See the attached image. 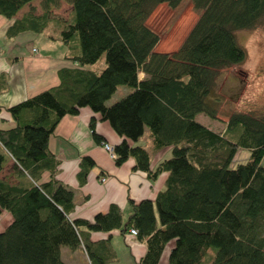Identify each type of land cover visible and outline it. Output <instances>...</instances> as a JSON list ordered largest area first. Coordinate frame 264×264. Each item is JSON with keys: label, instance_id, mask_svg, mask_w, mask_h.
<instances>
[{"label": "trees", "instance_id": "obj_1", "mask_svg": "<svg viewBox=\"0 0 264 264\" xmlns=\"http://www.w3.org/2000/svg\"><path fill=\"white\" fill-rule=\"evenodd\" d=\"M33 1L0 0V15L12 19ZM191 1L200 16L172 53L154 50L159 36L146 21L159 4L174 8L181 0H42L41 15L13 19L7 38L54 22L76 65L60 67L56 85L9 107L15 125L0 129V210L10 217L0 230V264H67L64 246H82L89 264H111L117 256L110 239L93 242L91 232L131 228L146 244L138 264H159L169 244L167 264H264V114L232 112L222 132L196 120L217 118L219 73L246 57L235 32L257 25L264 0ZM62 2L70 17L56 21L52 11ZM100 59L104 67L91 68ZM119 86L131 90L108 105ZM82 107L122 137L113 149L116 165L132 157L151 180L166 174L154 200L131 202L126 222L116 205L93 222L73 218L74 191L55 178L59 161L49 137ZM89 126L103 144L94 117ZM145 131L153 150L169 148L154 168L138 144ZM242 149L249 159L233 164ZM94 167L92 157L81 158L80 185Z\"/></svg>", "mask_w": 264, "mask_h": 264}, {"label": "crops", "instance_id": "obj_2", "mask_svg": "<svg viewBox=\"0 0 264 264\" xmlns=\"http://www.w3.org/2000/svg\"><path fill=\"white\" fill-rule=\"evenodd\" d=\"M22 12L23 8L14 18H21ZM14 18L8 19L0 15V85L3 89L0 94V129H9L15 125L9 107L56 85L59 81L57 70L60 67L76 65L66 58L67 47L58 37V33L50 36L49 40L52 42L42 45L44 48L33 45L29 47V43H34L35 40L36 32L33 31L21 32L14 38H7L6 30ZM58 41L62 42L65 48L63 51L61 45L56 43ZM55 47L61 49L60 54H51L50 48ZM92 117L95 118V131L103 137V142L114 148L122 140L110 124L89 107L80 108L77 114L64 115L48 140L49 150L59 161L55 178L74 191L75 209L71 214L73 218L93 222L97 215L105 214L111 205H116L123 211L126 222L132 209L131 202L154 200L158 191L164 188L166 174L151 180L146 172L134 169L135 160L132 157L121 165H116L103 144L95 141L89 126ZM149 145L146 148L150 152V168H154L169 154V148L155 151L150 141ZM85 155L93 158L95 167L87 175L85 183L80 185L77 174L80 160ZM10 165L11 161L7 164L6 174L10 171ZM48 178L49 173H44L42 181H47ZM90 239L93 242L110 239L117 256V261L111 264H138L146 252L144 242L128 232L122 233L116 229L110 232L92 231ZM170 248L171 245H167L159 264H167ZM60 252L67 264H89L82 246L77 249L64 246Z\"/></svg>", "mask_w": 264, "mask_h": 264}, {"label": "rangeland", "instance_id": "obj_3", "mask_svg": "<svg viewBox=\"0 0 264 264\" xmlns=\"http://www.w3.org/2000/svg\"><path fill=\"white\" fill-rule=\"evenodd\" d=\"M42 0H36L32 4L23 8L22 15L30 12L35 15L43 13ZM201 11L196 9L191 0H181L174 8L166 3H161L154 8L147 18V25L152 28L159 36V40L154 48L157 52L172 53L176 51L186 35L200 16ZM52 16L60 19L70 17V6L64 2L59 8L53 9ZM57 23V22H56ZM59 31L58 26L52 22L42 32H36L34 43L36 48L44 46L47 42H52L50 36H55ZM58 35V34H57ZM49 36V37H48ZM236 40L245 50V60L238 65H231L223 68L216 82L214 93L221 100L218 106L216 119H211L203 114H199L196 120L209 128L222 132L225 129L228 116L232 112H245L256 115L264 114V16L261 17L254 28L242 29L235 32ZM60 41V40H59ZM62 51L65 49L62 42ZM42 46V48H44ZM46 48V47H45ZM51 54H60L59 47L50 48ZM42 55V52L39 53ZM104 67V60H98L91 68L100 71ZM131 90L125 86H119L107 101L110 105L124 97ZM148 132L140 139L138 144L149 145ZM150 146V145H149ZM150 150V149H149ZM167 154L166 156H169ZM165 156V157H166ZM249 159V151L239 150L233 159V164L245 162ZM264 163V158L262 160ZM10 217L0 210V230L9 223Z\"/></svg>", "mask_w": 264, "mask_h": 264}, {"label": "built area", "instance_id": "obj_4", "mask_svg": "<svg viewBox=\"0 0 264 264\" xmlns=\"http://www.w3.org/2000/svg\"><path fill=\"white\" fill-rule=\"evenodd\" d=\"M34 51H35V49H33ZM103 147H104V149L105 150H107L108 151V153L110 154V156L113 158L114 157V152H113V146L112 145H110V144H108V143H103ZM128 233L130 234V235H132L133 237H136L137 236V230H135V229H133V228H131L129 231H128Z\"/></svg>", "mask_w": 264, "mask_h": 264}, {"label": "bare ground", "instance_id": "obj_5", "mask_svg": "<svg viewBox=\"0 0 264 264\" xmlns=\"http://www.w3.org/2000/svg\"><path fill=\"white\" fill-rule=\"evenodd\" d=\"M114 149V148H113ZM114 153H115V151H114ZM116 157V156H115Z\"/></svg>", "mask_w": 264, "mask_h": 264}]
</instances>
